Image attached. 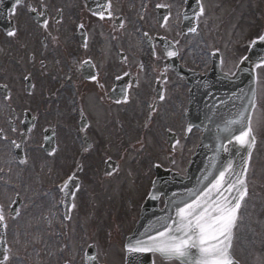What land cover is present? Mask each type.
Returning a JSON list of instances; mask_svg holds the SVG:
<instances>
[{"label": "flooded vegetation", "instance_id": "1", "mask_svg": "<svg viewBox=\"0 0 264 264\" xmlns=\"http://www.w3.org/2000/svg\"><path fill=\"white\" fill-rule=\"evenodd\" d=\"M184 1L21 0L15 5L14 0H0V191L5 192L0 205L7 195L1 187H9L6 176L11 169L23 172L33 154L45 157L55 152L61 129L70 128L77 145L69 159L57 156L51 160L62 172L59 180L76 166L79 182L74 192L85 181L81 174L96 132L120 146L125 137L122 129L138 152L144 151L145 170L139 173L143 177H131L138 189L153 173L154 157L167 152L166 160L173 161L169 152L174 151L179 137L184 146L178 158L187 159L189 141L195 135L185 133V119H181L183 138L181 130L169 145L167 131L178 121L173 118L175 100L182 107L187 105L188 85L174 72L173 56L157 38L165 36L175 42L180 63L189 66L179 47L183 35L172 38L181 28ZM136 10L135 35L127 37L126 21ZM40 12L45 14L40 16ZM13 28L17 35L6 36ZM159 113L166 118L163 128ZM81 116L85 120L80 127ZM49 133L54 145L46 151L43 142ZM154 141L156 145L151 146ZM147 142L149 147L144 145ZM80 147L84 154L78 162ZM90 165L93 168L92 162ZM92 179L89 177L90 183Z\"/></svg>", "mask_w": 264, "mask_h": 264}, {"label": "rangeland", "instance_id": "2", "mask_svg": "<svg viewBox=\"0 0 264 264\" xmlns=\"http://www.w3.org/2000/svg\"><path fill=\"white\" fill-rule=\"evenodd\" d=\"M231 1L201 0L205 12L198 18L197 29L182 37L180 46L184 48L186 57L190 61L202 62V69L208 67L209 51L216 48L221 51V67L229 70L233 66V58L243 50V45L264 33V10L263 13L255 11L258 6L264 8V0H241L239 9L235 12L228 10L232 7ZM136 14L137 10L135 13L133 11L129 21H126L127 37L135 35ZM257 73L258 107L252 116L256 144L253 146L247 172L248 195L240 210L232 244L234 255L247 264H264V69H257ZM176 105L181 106L180 100H175L174 109ZM169 110L173 111V108L169 107ZM165 120L163 113H159V126L162 128ZM173 129L177 134L180 132L181 120L173 122ZM121 131L125 137H122L120 146L104 140L103 133H94L93 146L89 149L81 174L85 181L75 192V207H72L67 219L62 216L61 207L55 201V191L50 186L56 180L53 176L62 174L51 159L59 157L58 159L64 160L65 156L69 159L70 152L77 145H74L71 138L70 128L61 129L60 145L50 156L33 154L30 157V165L26 168L22 181L16 180V169H11L6 176L9 189L7 186L1 187L7 190L2 206L6 217L5 254L9 259L0 264H62L65 261L69 264H83L84 249L90 242L96 246L97 260L100 263H123L122 240L131 229V216L128 207L122 205L126 204L127 199L133 200L134 204L143 197L145 190L138 191L131 177H143L139 173L145 170L146 157L144 151L138 152L137 146L126 138V131ZM157 140H161L160 135ZM152 143L156 145L155 141ZM144 145L150 146L148 142ZM173 154L176 158L173 160V168H177L181 166V161L177 159L178 148ZM107 155L119 161V168L112 176L104 177L102 161ZM162 161L166 164V161ZM49 164L54 167L53 172L46 170ZM89 177L93 178L92 183ZM2 179L5 180L3 177ZM38 181L42 182V189H39ZM11 187L13 193L18 192L21 196L17 210L19 215L11 216L7 211L8 197L12 195ZM1 194L4 195L5 192L0 191V196ZM154 264L179 263L155 258Z\"/></svg>", "mask_w": 264, "mask_h": 264}, {"label": "snow or ice", "instance_id": "3", "mask_svg": "<svg viewBox=\"0 0 264 264\" xmlns=\"http://www.w3.org/2000/svg\"><path fill=\"white\" fill-rule=\"evenodd\" d=\"M20 3L21 0H14L15 5ZM198 8L199 15L202 16L205 12L203 5H198ZM30 11L35 13L36 9L30 8ZM44 14V12L39 13L40 16ZM99 15L101 19L104 18L103 5L99 6ZM43 23L46 27L47 21ZM80 27L82 28L83 25ZM190 30L195 31V29ZM5 34L8 37H15L17 30L13 28L7 30ZM257 45H264V34L255 37L249 47L254 49ZM169 55H175V53L170 52ZM250 59V56L241 57L236 67L237 73L251 74L253 86L247 97V104L239 113L238 119L229 122L228 125V130L233 131L231 125L239 124V128L234 130L232 139L247 152V156L241 158L239 171L231 161L217 169L218 174H212V179L204 188L190 192L188 201L183 207H177L175 219L165 218L166 223L162 225L163 231H157L155 235L147 236V239H138L134 244L130 243L129 252L160 253L168 259H179L181 264H238L232 254V241L234 230L240 219V210L248 195L247 172L253 146L256 144L255 129L252 126V113L258 107L255 86L259 81V74L256 70L264 69V56H257L253 66L245 68L244 65ZM224 150L227 151V149ZM85 151H88L87 147ZM74 179V175L69 176L61 189L66 196H74L73 192L66 191ZM72 207L75 205L73 204ZM12 211L15 215H19L15 210ZM168 220H171V223H167ZM0 227L6 228V217L2 205H0ZM2 259L7 261L9 256L5 254Z\"/></svg>", "mask_w": 264, "mask_h": 264}, {"label": "water", "instance_id": "4", "mask_svg": "<svg viewBox=\"0 0 264 264\" xmlns=\"http://www.w3.org/2000/svg\"><path fill=\"white\" fill-rule=\"evenodd\" d=\"M261 49L260 45L254 49L250 48L246 56H250L251 59L244 65L245 68L253 66L257 56H263ZM214 63L215 65L213 64L207 74L191 76L189 117L193 124L202 128L203 134L189 165L187 176L175 175L168 185L162 181L154 184L137 226L127 238L126 264H151L152 252H129L128 245L134 244L138 239H147V236L155 235L157 231H163L162 225L166 223L165 218H172L171 214L175 212L173 208L183 207L188 201L190 192L204 188L212 179V174H218L217 169L227 165L230 161L239 171L241 158L247 156V152L232 139L234 130L239 128V124L231 125L233 131L228 130V125L229 122L238 119L239 113L247 104V97L253 86L251 74L246 72H236L233 76L221 74L217 63ZM160 193H163L166 205L161 209L157 208L155 203L149 206L150 201L155 202ZM167 223H171V220ZM0 229L1 259L4 254V231L3 227ZM159 255L163 257L160 253ZM85 262L86 264H97L93 246L87 249Z\"/></svg>", "mask_w": 264, "mask_h": 264}]
</instances>
